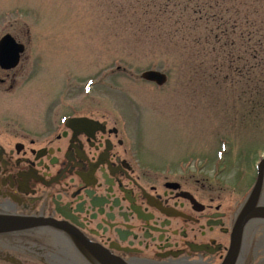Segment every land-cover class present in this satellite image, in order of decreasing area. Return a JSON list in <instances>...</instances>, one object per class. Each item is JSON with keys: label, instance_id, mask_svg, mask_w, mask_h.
Masks as SVG:
<instances>
[{"label": "flooded vegetation", "instance_id": "obj_1", "mask_svg": "<svg viewBox=\"0 0 264 264\" xmlns=\"http://www.w3.org/2000/svg\"><path fill=\"white\" fill-rule=\"evenodd\" d=\"M14 24L0 18V221L18 222L0 231V264H264V219L238 225L256 164L241 186L191 144L139 142L114 95L60 82L35 101L36 57Z\"/></svg>", "mask_w": 264, "mask_h": 264}, {"label": "rangeland", "instance_id": "obj_2", "mask_svg": "<svg viewBox=\"0 0 264 264\" xmlns=\"http://www.w3.org/2000/svg\"><path fill=\"white\" fill-rule=\"evenodd\" d=\"M0 18L36 57L24 94L38 101L61 82L57 93L114 95L139 142L191 144V158L225 166L229 183L253 179L264 154V0H0ZM146 69L166 81H145Z\"/></svg>", "mask_w": 264, "mask_h": 264}, {"label": "water", "instance_id": "obj_3", "mask_svg": "<svg viewBox=\"0 0 264 264\" xmlns=\"http://www.w3.org/2000/svg\"><path fill=\"white\" fill-rule=\"evenodd\" d=\"M8 40V36L3 37V39L0 41V53L3 51V47L5 46V42ZM16 60V58H15ZM14 61V60H13ZM140 76L145 80L154 81L156 84H162L166 80L165 73L156 70V69H146L141 72ZM256 178L255 181L249 191L247 200L242 208V212L240 215V220L238 225L241 224V222L245 221L249 217H255V218H262L264 219V207H255L254 202L257 198V195L259 194V191L261 189V184L264 177V155H262L259 159V161L256 164ZM18 220L16 219H6L0 221V231L8 230L15 228L16 223ZM21 222V221H19ZM8 223V224H7ZM231 257V253H229V256L226 260H228ZM105 264H115L111 261H104Z\"/></svg>", "mask_w": 264, "mask_h": 264}, {"label": "bare ground", "instance_id": "obj_4", "mask_svg": "<svg viewBox=\"0 0 264 264\" xmlns=\"http://www.w3.org/2000/svg\"><path fill=\"white\" fill-rule=\"evenodd\" d=\"M253 222H257L256 220H254ZM67 264H71V263H67Z\"/></svg>", "mask_w": 264, "mask_h": 264}]
</instances>
